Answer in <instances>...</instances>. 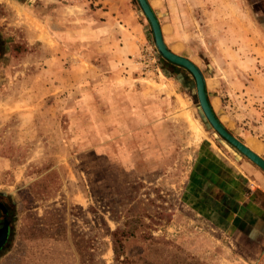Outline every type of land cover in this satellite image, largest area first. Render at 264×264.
<instances>
[{"label":"rangeland","instance_id":"374dc122","mask_svg":"<svg viewBox=\"0 0 264 264\" xmlns=\"http://www.w3.org/2000/svg\"><path fill=\"white\" fill-rule=\"evenodd\" d=\"M147 1L216 118L264 158V0ZM0 23L16 42L0 62V192L15 207L0 264H264L263 223L227 230L190 202L197 155L241 154L190 73L165 68L136 0L10 2Z\"/></svg>","mask_w":264,"mask_h":264},{"label":"trees","instance_id":"16d2710c","mask_svg":"<svg viewBox=\"0 0 264 264\" xmlns=\"http://www.w3.org/2000/svg\"><path fill=\"white\" fill-rule=\"evenodd\" d=\"M160 59L165 68L169 71L175 72L179 70L178 66L173 65L162 58ZM193 172L195 173V176L189 178L187 188L194 184L197 191H205L206 194L208 193L211 198H213V200H210L211 204L206 197H202L197 201V207L202 214H204L207 206L210 208V206L216 204L225 209L222 212H215L212 210V213H215L216 216L213 218L209 217V219L214 220L216 224L223 226L227 230L237 228L244 231L245 226L256 223L264 224V213L262 212L260 215L254 214L253 210L249 208L251 203L244 204L245 210H238L240 208L239 202L241 200V194L248 195L250 193L241 187L243 181L240 178L230 177L228 180L224 178H221L222 180H220L218 178L219 174H222L224 177L227 176L231 170L218 160L210 150H207L205 155L199 154ZM206 183L207 185H205ZM250 198V201H261V205L264 208V194L256 191L251 193ZM116 235L117 233L113 234L114 237H116Z\"/></svg>","mask_w":264,"mask_h":264},{"label":"water","instance_id":"95a60500","mask_svg":"<svg viewBox=\"0 0 264 264\" xmlns=\"http://www.w3.org/2000/svg\"><path fill=\"white\" fill-rule=\"evenodd\" d=\"M136 2L151 28L154 46L159 56L165 61L176 65L179 68L185 69L192 76L195 84V94L199 108L212 130L215 131L220 138H222L226 143L236 149L240 154L246 157L251 163L257 166L264 173V159L251 151L245 146V144H243L232 134H230L214 115L207 99L204 77L200 69L189 59L173 53L168 48L163 39L161 26L148 1L136 0ZM7 233V224L5 223L4 227L0 230V246L4 244L7 238Z\"/></svg>","mask_w":264,"mask_h":264},{"label":"crops","instance_id":"0c3cea01","mask_svg":"<svg viewBox=\"0 0 264 264\" xmlns=\"http://www.w3.org/2000/svg\"><path fill=\"white\" fill-rule=\"evenodd\" d=\"M156 16V15H155ZM164 39V38H163ZM169 48V47H168ZM243 144H246L244 142H242ZM247 146V144H246ZM209 150L212 152V154L218 159L220 160L222 163L225 164L226 167H228L231 172L229 174H227V176H223L222 174H219V179L222 180L221 178L224 179H229L230 177L232 178H240L243 182L241 183V187L243 189H245V191H249L250 194L246 195V194H241V200H240V208L238 210H245L244 204L245 203H251V206L249 208H251L253 210V213L256 215H260V213H264V208L261 205V201H250V195L251 193H254L256 191L261 192L262 194H264V181H263V177L262 175H260L261 171H259L260 169L255 166L253 163H251L246 157H244L242 154L239 155L241 157H237V155H234L232 157H234L233 159L224 156L222 153H219V150L216 149H212L209 148ZM229 151V149H228ZM258 151L260 150H255L254 153H256L257 155H260L258 153ZM234 154V153H233ZM239 154V153H236ZM203 155V154H200ZM243 156V157H242ZM199 157V155H197L195 161L192 164V167L190 168L189 174H188V182H187V186L189 184V178L192 176H195V173L193 172V168L196 165V160ZM261 157V156H260ZM262 158V157H261ZM264 159V158H263ZM257 168V169H255ZM202 179V178H200ZM203 180V179H202ZM207 185V183L205 184ZM186 186V188H187ZM188 190V194L190 196V202L193 205V208L197 211V213L205 218L211 217H215V213H212V210L215 212H222L225 208H223L222 206H217L216 204H214V206H210V208L207 206V208H205V212L204 214L201 213V211L199 210V208L197 207V201L202 198V197H206L209 201V203L211 204L210 200H213V198H211V196L205 191H201L195 189V185L193 184V186H190ZM210 193V191H209Z\"/></svg>","mask_w":264,"mask_h":264},{"label":"flooded vegetation","instance_id":"af4514ba","mask_svg":"<svg viewBox=\"0 0 264 264\" xmlns=\"http://www.w3.org/2000/svg\"><path fill=\"white\" fill-rule=\"evenodd\" d=\"M10 2L28 4L32 3L33 0H0V6L4 7V5H9ZM2 21H6V18L2 19ZM11 24L9 23H0V62L5 55L9 54L10 47L14 48L15 41H9V30L8 27ZM14 204L10 200V198L0 192V230L4 227V224H7V238L3 245L0 246V252L7 245L10 234L12 232V226L14 222Z\"/></svg>","mask_w":264,"mask_h":264},{"label":"bare ground","instance_id":"6f19581e","mask_svg":"<svg viewBox=\"0 0 264 264\" xmlns=\"http://www.w3.org/2000/svg\"><path fill=\"white\" fill-rule=\"evenodd\" d=\"M150 5V4H149ZM161 32H162V29H161ZM245 146H246V144H245ZM247 148H249L248 146H246ZM250 149V148H249ZM251 150V149H250ZM252 151V150H251ZM254 152V151H253Z\"/></svg>","mask_w":264,"mask_h":264}]
</instances>
